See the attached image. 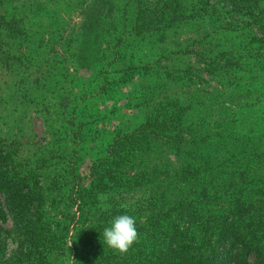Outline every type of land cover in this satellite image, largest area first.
Masks as SVG:
<instances>
[{"label": "rangeland", "instance_id": "1", "mask_svg": "<svg viewBox=\"0 0 264 264\" xmlns=\"http://www.w3.org/2000/svg\"><path fill=\"white\" fill-rule=\"evenodd\" d=\"M136 1L160 0H0V155L24 170L42 210L32 220L42 253L16 256L20 264H104L147 252L143 241L123 255L110 249L104 221L90 232L95 222L79 225L67 206V167L88 174L114 140L139 147L120 168L132 181L117 197L137 232L264 204L258 12L231 20L226 0H176L181 26L158 31L156 17L144 39L128 42L126 29L146 14ZM87 27H100L98 43ZM195 231L183 240L208 248L209 229ZM11 237L0 241V264H14Z\"/></svg>", "mask_w": 264, "mask_h": 264}, {"label": "trees", "instance_id": "2", "mask_svg": "<svg viewBox=\"0 0 264 264\" xmlns=\"http://www.w3.org/2000/svg\"><path fill=\"white\" fill-rule=\"evenodd\" d=\"M260 1L226 0V3L230 9L231 20H241L246 14L253 17V12H258L259 18L255 28L261 36L259 42L264 44V3L261 1L260 6ZM185 3L186 1L181 2ZM134 4V7L142 4L146 14L138 11L137 18L134 19L135 25L126 29V36L130 37L128 42L130 39H144V35L150 31L157 18L160 20L157 30L163 32L177 28L183 23L182 15L178 17L173 15L174 9L181 6L176 0H160L153 5L139 1ZM102 22L104 17L100 16V27L103 26V31L106 23ZM1 26H6L5 21L0 22ZM99 28L98 32L95 29L92 32L88 27L85 29V34L92 35L91 44L98 43ZM160 34L157 33L155 36L160 37ZM112 41L113 39L109 43ZM125 41L126 39L123 42ZM119 42L122 43L121 38ZM95 51L97 52L96 49ZM145 126L149 127L148 124ZM127 141L122 139L112 141L105 150V157L97 159L86 175L76 173L73 168L67 167L65 176L67 206L74 209L72 218L77 220L76 223L79 225H86L92 220L95 222L87 227L90 232L98 225L97 221H104L102 228H106L110 226L115 216L121 215L117 208V197L120 196L118 190L124 188L132 179L121 177L120 168L134 155V150H139L134 138ZM12 162L9 154L0 155V197L5 201L4 204H0V241L4 234L12 235L11 239L16 244L13 252L14 264H20L16 256L22 258L23 255L28 261L42 253L40 249L42 245L38 234H34L35 226L32 221L42 210L39 194L30 186L28 176L24 170L11 167ZM204 229H209L212 233L208 240V248L199 245L193 250V245L182 238L186 235L196 238L195 230L202 233ZM140 230L137 242L143 241L147 250L141 259L135 258L131 261L109 258L104 264H264V204L233 208L227 215L214 216L213 221L203 222L196 227H186L184 224L181 227L178 224L170 226L168 223L156 221L141 227ZM74 244L76 245V242ZM221 249L223 254L219 255Z\"/></svg>", "mask_w": 264, "mask_h": 264}, {"label": "clouds", "instance_id": "3", "mask_svg": "<svg viewBox=\"0 0 264 264\" xmlns=\"http://www.w3.org/2000/svg\"><path fill=\"white\" fill-rule=\"evenodd\" d=\"M103 238L110 249L122 255L126 254L139 239L136 219L128 214L115 216L110 226L104 228Z\"/></svg>", "mask_w": 264, "mask_h": 264}]
</instances>
